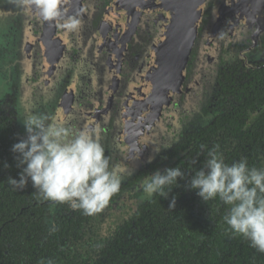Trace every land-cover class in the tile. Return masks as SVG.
I'll return each instance as SVG.
<instances>
[{
  "label": "flooded vegetation",
  "instance_id": "flooded-vegetation-1",
  "mask_svg": "<svg viewBox=\"0 0 264 264\" xmlns=\"http://www.w3.org/2000/svg\"><path fill=\"white\" fill-rule=\"evenodd\" d=\"M58 7L45 21L0 0V264L245 263L238 253L252 247L224 222L228 206L188 185L217 145L227 164L264 168V22L262 31L226 21L204 38L196 32L180 65L186 39L167 38L169 17L149 0ZM68 19L78 28L63 27ZM32 115L95 129L110 167L126 169L102 211L85 215L42 202L30 181L8 183L21 171L11 146ZM170 167L184 178L165 186L166 198H143L144 177Z\"/></svg>",
  "mask_w": 264,
  "mask_h": 264
},
{
  "label": "clouds",
  "instance_id": "clouds-1",
  "mask_svg": "<svg viewBox=\"0 0 264 264\" xmlns=\"http://www.w3.org/2000/svg\"><path fill=\"white\" fill-rule=\"evenodd\" d=\"M15 3L26 15L35 14L45 21L61 15L58 7L61 0H15ZM78 26L76 19L65 20L63 24L70 31ZM22 122L26 138L11 146V151L18 154L17 167L21 168L18 180L8 178L14 190L25 188L30 181L42 202L68 204L89 216L102 211L120 191L126 169L110 167L95 129L77 130L35 115ZM204 148L201 145V150ZM218 148L217 145L207 151L204 167L195 172L188 186L205 202L219 198L227 205L223 219L232 233L264 253V168L249 167L246 159L227 164ZM178 178H184L179 167L155 171L144 177L139 189L145 199L154 195L166 198L171 190L165 192V186L177 184ZM174 204L175 197L169 207ZM49 231L56 229L52 227Z\"/></svg>",
  "mask_w": 264,
  "mask_h": 264
},
{
  "label": "water",
  "instance_id": "water-1",
  "mask_svg": "<svg viewBox=\"0 0 264 264\" xmlns=\"http://www.w3.org/2000/svg\"><path fill=\"white\" fill-rule=\"evenodd\" d=\"M158 3L154 5L152 0H149L150 7L159 8V10L163 11L165 15L169 17L170 26L168 27L169 34L167 38H176L180 36V38L186 39V45L184 42L181 43V57L180 60L171 59L172 64H174V60H178L180 65L184 64L182 59H186L188 47L192 44V41L195 37V33L202 37H206V32L208 30H212L213 32H217V29L221 28L222 24L226 21L228 22H242L244 27H247L248 24L252 25L255 23L256 29L259 31L263 29L261 23L264 22V0H239L241 4L240 7H236V9L231 8V0H229V5L226 6L227 0H156ZM134 7L136 5L134 4ZM239 11L237 13V10ZM235 10V11H234ZM240 14L241 18L233 17V14ZM213 23V26L210 24ZM260 23V24H259ZM260 25V26H259ZM237 27V26H235ZM202 43V41H201ZM199 43L197 47L198 54H204L205 45H200ZM173 45L178 46V44L170 42H165V47L175 48ZM167 55L169 53L167 52ZM164 62V61H163ZM167 62V63H168ZM215 69L213 72V77L215 75Z\"/></svg>",
  "mask_w": 264,
  "mask_h": 264
},
{
  "label": "trees",
  "instance_id": "trees-1",
  "mask_svg": "<svg viewBox=\"0 0 264 264\" xmlns=\"http://www.w3.org/2000/svg\"><path fill=\"white\" fill-rule=\"evenodd\" d=\"M236 245L237 244L230 245L231 249L236 250ZM238 255L243 257V261L245 262L243 264H264V253H260L256 249L247 248L240 251Z\"/></svg>",
  "mask_w": 264,
  "mask_h": 264
}]
</instances>
